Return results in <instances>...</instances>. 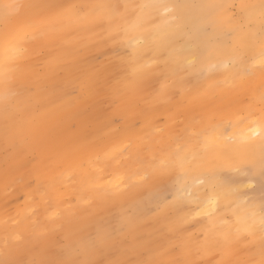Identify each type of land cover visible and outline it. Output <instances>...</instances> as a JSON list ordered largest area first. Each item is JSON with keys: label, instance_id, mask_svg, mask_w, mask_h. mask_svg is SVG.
<instances>
[{"label": "bare ground", "instance_id": "bare-ground-1", "mask_svg": "<svg viewBox=\"0 0 264 264\" xmlns=\"http://www.w3.org/2000/svg\"><path fill=\"white\" fill-rule=\"evenodd\" d=\"M213 1L214 0H168V2L190 5L192 7L185 10L186 19L190 22L189 30L191 34L177 37L175 42L167 49H161L158 44L152 42H133V47L128 45L127 40L130 36H136L139 39V37L147 34L146 30L156 31L155 25L152 24L144 23L142 27L130 31L127 35L121 31L119 36H114L113 34L115 26L113 25L112 29H110L107 23L96 25L81 22V24L78 25L66 21L64 22L63 28H61L60 25H56L55 28L50 29L46 35L25 45L28 49L26 55L29 57V63L38 65V67L36 70L18 76L20 80L16 81V88L14 90L23 87L27 82V79L23 82V77L29 76L30 83L32 84V100L29 102V97L25 99L20 97L14 98V119L9 120L7 125L3 111L4 89L0 86V143L4 137L5 140L8 139L15 145L18 141L22 140L23 135H26L30 138L32 145H35L43 155L49 153L51 149L56 150V152H53L56 158L61 156L58 155L59 153L67 152L63 162L69 167L76 166L79 168L82 166L81 170L83 171L81 172L80 183L85 188H89L98 199L103 197L102 204L106 208V215L98 216L99 213L93 212V210H95L94 206L91 209L84 208L83 212L87 216L85 217V222H83V229L81 230L80 236L86 235L88 229L91 231L111 230L113 235L117 236L121 225L124 226L127 224V219L124 218L126 206L131 207L133 211L149 214L156 209L158 199H160V197L162 198L164 195V187H162L161 183L162 177L158 175H154L157 182L156 185L153 184L152 190L145 191L143 188H134L130 192H127L128 190L125 188L129 182L128 178L130 176L126 171L115 167L111 168L109 174L98 172L99 175H96V171L94 173L88 171L89 166L97 165L93 157H110L113 158L115 162L120 154H122L125 147L131 144L138 134L141 135L142 133L150 132L157 126L153 119L154 113L157 112V109H154L153 102L147 103V108L144 111L141 126L139 128H135L131 122L132 112L137 105V99L140 98L142 94L139 95V93L143 88L148 90L151 89L155 92L157 98L162 100L168 88L171 89V87H169L170 84L167 83V80L170 78L180 91V95L178 96L181 102L186 96L183 90L187 85H190L195 90H202L209 85V81H206L205 78H211L216 81L220 77L234 78L243 74L242 67L238 69V71L233 73L227 72L223 75L214 72H205L201 75L199 74V66H197L195 71H192L183 69L180 63V61L183 60L186 49L189 48V43L197 46L204 43H209L211 45L228 44V40L232 41V38L227 36L226 33L236 28H229L230 21L225 17L227 14H220L217 8L209 14L208 9L200 7L202 5H215ZM15 2H18V0H15L14 3ZM19 2L41 3L46 2V0H19ZM57 2L70 4L109 3L123 5L125 3H149L152 2V0H57ZM246 13L247 11H245V14ZM246 17L248 19V15H246ZM207 26H210L208 31H206ZM160 30L161 33L166 31V26L161 24ZM229 45L231 46L232 43ZM247 50L251 53L253 58L255 57L253 63L260 64L258 44L254 45L250 41ZM0 51H2V49H0ZM133 52H135L134 55ZM234 53H231L229 57L234 56ZM96 54L106 55V61L98 62L96 60ZM153 60H157V66H154L155 63L152 62ZM62 64L65 68L63 78L52 77L50 75L51 71L53 69H58ZM80 66L89 70L93 77V86H82L80 79L77 78L79 73L69 75L68 69L70 67L74 69ZM132 66L139 69L135 77L131 74ZM247 66H249V64H246L244 67ZM260 67H262L261 64ZM260 67H258V69H260ZM182 77H187L188 82L181 84L180 81ZM73 89H75V95L70 94ZM104 98H106L107 101L117 103L106 107L104 105ZM123 99L125 100L121 101ZM37 101H39V103H37ZM219 103L221 104V102ZM120 119L123 121L118 122ZM234 123L235 122L229 127L227 126V131L224 135L225 137L233 138V140L226 141L227 146L229 149H238L239 155L235 156L233 160L244 168L249 166L246 163L247 160L252 158L258 160L259 158V130L257 129L256 135L246 144H241L239 139L241 134L252 136V131L249 129L248 121L237 126H233ZM215 124L220 125L219 121ZM13 126L16 132L14 138L11 135ZM223 128L224 125H221L222 131ZM37 131L39 137L33 138L30 133ZM210 161L213 162V167L218 168L220 165L223 166L222 163H217L215 159H210ZM35 166L42 167L43 163H37ZM69 174L70 173L66 171L62 173L61 176L67 179ZM110 174L111 176H109ZM177 175L178 170L167 176L176 178ZM224 175L227 179L232 181L234 185L237 183L242 184V179L238 175H232L228 172H225ZM58 178V175L52 177L54 182H57L59 180ZM256 179L260 181L258 169L256 170L255 180ZM11 180L12 178L10 180L4 179L0 181V218L8 212L9 199L6 196L8 194L6 188L7 185L10 184L8 181ZM117 184H119V189L114 187ZM123 189L126 191H122ZM25 190L27 192L25 195L26 199L29 197V192L27 189ZM71 190L77 192V195H74L76 206H79L80 209L83 208L82 206L84 203H82V197L79 195L80 192L77 188H71ZM172 192L174 193V191ZM177 193L178 192L174 193L175 199L179 196ZM187 201L188 197L186 196L184 197V210L180 212L176 211L173 202L169 204L173 209V215L171 219H169V222H171L170 224L175 226L176 229H179L178 224L182 223L184 218L188 221V217L194 213L189 211L194 205L187 203ZM14 207L18 212L15 214L16 217H19L26 211V209L20 207V205L16 204ZM57 208L58 207H55V210H57ZM244 211L243 207L238 209V215L241 218L244 216ZM224 212L230 214L234 222L236 221L237 217L231 214V209H223L221 215L224 214ZM159 218L161 222L153 227H146V222L138 219L140 225L139 228L136 229L135 234L139 239L142 238V241L126 244L125 246L130 250V253L133 251L138 252L140 251L139 249H145L147 252L146 257L151 255L154 258H158V254L168 247L170 240H167V230L165 229V226H168V222L164 219L165 217L163 214H160ZM214 220L217 222L219 217H214ZM49 225L50 223L44 220V226L48 228ZM206 225L207 222L204 221V231ZM28 226L29 221L20 222L19 220L17 229L18 231L24 230L28 228ZM207 226L211 227V225ZM239 226L243 227V224ZM233 228H235V226ZM72 234L73 231H67L68 237ZM216 235L219 237V233ZM187 237L188 236L184 235L185 239H188ZM74 238H78L77 235H75ZM171 238L174 239L172 234ZM31 242L32 240L29 239L28 244L30 245ZM193 242L198 244L200 248L199 242L206 241L204 237L202 239L199 237V239L195 241H185L187 244H193ZM181 245L183 246L182 253L184 255L195 256L190 246ZM33 247L36 248L34 242L31 244V248Z\"/></svg>", "mask_w": 264, "mask_h": 264}, {"label": "snow or ice", "instance_id": "snow-or-ice-1", "mask_svg": "<svg viewBox=\"0 0 264 264\" xmlns=\"http://www.w3.org/2000/svg\"><path fill=\"white\" fill-rule=\"evenodd\" d=\"M192 6L168 2V0H152L149 3H91L70 4L46 0L41 3H2L0 4V86L4 89L3 111L6 125L14 119L15 109L13 99L28 94L29 102L32 100V88L23 92L15 91L16 80L29 71L36 70L38 65L29 63L25 47L29 42L38 39L48 33L56 25L64 26V22L81 24L103 25L107 23L110 29L115 26L114 36H119L121 31L127 35L130 31L140 28L144 23L155 25L156 31L146 30L147 34L139 37L130 36L127 43L133 47V42H152L159 48L167 49L175 39L181 35H190V22L186 19L185 10ZM208 9L209 14L217 7L215 5H202ZM242 11L248 10L246 24L226 33L232 38V45L204 43L186 49L183 60L180 61L183 69L195 71L199 66V74L216 72L221 75L227 73L236 64V60L225 59L239 48H247L249 42L259 46V62L264 67V0L259 5H241ZM259 9V15H254V10ZM235 15L233 19H235ZM161 24L166 26V31L161 33ZM200 30V29H198ZM159 37V39H158ZM135 52H133V55ZM255 58V57H254ZM243 59V58H241ZM131 65V62H130ZM64 68L53 69L52 77L63 78ZM139 69L131 67V74L135 77ZM69 75L79 73L82 86H93V77L89 70L83 66L68 69ZM191 74V73H189ZM187 77H182L180 83H187ZM71 95H75V89ZM141 101L147 99L141 97ZM39 103V101H37ZM241 103L246 105L245 114L237 116L233 126L249 122L252 136L241 134L240 143L246 144L255 135L257 129L260 135L259 158L249 159V165L244 168H232L229 171H244L250 179H255L256 170L260 178L259 203L256 197L249 191L242 190L234 185L224 175L225 169L210 167V159L231 162L239 155L238 149H229L225 137L227 127L221 130V126L213 123L214 116L202 111L196 116H185L177 110V117H181L180 123L185 127L181 133L170 136V140L176 142L174 150L160 148L161 155L155 156L150 161L151 173L145 172L141 180L147 179L149 174L158 176L171 175L177 172V180L183 181L177 192H185L187 203L194 205L189 209L196 217L206 221L205 241L210 249H218L220 259L214 264H264V80L259 86L257 97H245ZM231 123V122H230ZM164 129H161L163 132ZM14 138L15 128L11 133ZM33 138H38L39 133H30ZM162 145L164 143L161 138ZM131 144L125 147V151ZM149 151L152 149L149 147ZM111 183V182H109ZM42 186L37 185L39 191ZM119 189V184L114 186ZM244 187L250 188L251 185ZM167 200V197H165ZM176 211L184 210V198L177 196L173 201ZM244 208V216L238 215V209ZM223 209H231V214L236 216L235 222L227 218V212L221 215ZM214 217H219V224ZM243 224V227L239 225ZM235 231L233 232V227ZM118 231V230H116ZM183 231V229H181ZM219 231V238L210 240L213 232ZM75 234L67 237L71 244L62 247L59 251L51 252L40 248H26L19 245L9 247L5 241V258L0 259V264H195L191 260H178L173 258L177 246L166 248L158 254V258L151 255L143 258V252H131L125 246V242L118 240L111 230L89 231L86 235L74 238ZM199 239V237H197ZM19 240V237H17ZM243 240L244 246L238 247ZM259 258H256V250ZM108 255H105V254ZM104 257L101 259L100 257ZM208 264V262H203Z\"/></svg>", "mask_w": 264, "mask_h": 264}, {"label": "rangeland", "instance_id": "rangeland-1", "mask_svg": "<svg viewBox=\"0 0 264 264\" xmlns=\"http://www.w3.org/2000/svg\"><path fill=\"white\" fill-rule=\"evenodd\" d=\"M14 1L15 0H0V4L14 3ZM213 2L215 6H217L216 8L220 14H227L225 17L230 21L229 28H238L239 25L247 23L246 15H248V10L242 11L241 5L260 4V0H214ZM2 11L1 9L0 13H2ZM245 11H247L246 14ZM234 15L236 17L235 19H233ZM254 15L258 17V8L254 10ZM209 28L210 26H207L206 31H208ZM227 43L229 45L232 41L228 40ZM253 44L256 45L255 43ZM188 46L190 48L194 45L189 43ZM227 59L236 60L235 66L230 68L228 73H233L243 67V74H241V76H236L234 78L220 77L216 81L211 78H205L206 81H209V85L202 90H195L190 85H187L183 90L186 96L181 102L178 96L180 95V91L170 78L167 80V83L170 84L169 87H171V89L168 88L162 100L158 99L155 92L151 89L148 90L143 88L139 95L142 94L137 101H140L141 97H144L147 99V102L141 101L134 107L131 122L135 128H139L141 126L142 116L147 108V103L153 102L154 109H157V112L153 115V119L157 126L150 132L142 133L141 135L138 134L131 143V147H128L126 151L124 149L115 162L114 159L110 157H93L97 165L89 166L88 171L93 173L96 171V175H99L98 172L109 174L111 168L115 167L126 171L130 176L128 178L129 182L125 188L128 190L127 192H130L134 188H143L145 191L152 190L153 184L156 185L157 182L154 175L149 174L148 178L144 180H141V176H143L145 172L151 173L150 161L154 156L156 158L160 157V148L162 146L167 150L176 148V142L170 140V136L181 133V130L185 127L183 123L179 122L182 118L176 115L178 109L182 111L185 116H196L202 111L207 112L214 116L213 123L219 121L220 126L224 125V127H229L236 121L237 116L245 114L246 112V105L241 103V101L246 96L257 97L259 95V86L261 81L264 80V67H260L258 63H253L255 59L247 48L241 49L238 45L234 56ZM96 60L98 62H104L106 61V55L96 54ZM152 62L155 63L154 66H157V60H153ZM246 64H249V66L244 67ZM258 67H260V69H258ZM60 68H64L63 64L58 69ZM64 72L61 74L62 77ZM26 79V84L15 91L23 92L27 88H32L30 77L24 76L23 82ZM17 80L20 79L17 78ZM19 97L25 99L28 98V94ZM104 99V105L106 107L117 103L107 101L106 98ZM124 100L125 99L121 101ZM218 101L221 102V104ZM122 121V119L118 120V122ZM161 129H164V131L161 132ZM162 137L164 141L163 145L160 143ZM149 147L152 149L151 151L148 150ZM53 152H56V150L51 149L49 153L43 155L35 145H32L30 138L26 135H23L22 140L18 141L15 145L8 139L5 140L4 137L2 138V142L0 143V181L4 179L10 180L11 178L12 180L8 181L10 184L7 185L6 188V192L8 193L6 196L9 199L8 212L0 218V259L5 258L6 240L10 248L16 245L31 248V244L34 242L36 248L56 252L62 247L71 244L70 240L67 238V231H73V234L77 235V237L81 235L83 222H85V217L87 216L83 212L84 208L91 209L94 206L95 210H93V212L99 213L98 216L106 215V208L102 204L103 197L98 199L89 188H85L80 183L81 172L83 171L81 170L82 166L79 167L80 169L76 166L69 167L63 162L67 152L59 153L58 155H61L59 158H56ZM37 163H43V166H35ZM212 163L213 162L210 161V167H213ZM217 163H222L223 165L218 166V168H223L226 170L225 172L241 177L242 184L237 183L235 186L251 192V194L256 197V201H259L260 181L257 179H250L249 174L244 171L227 170L229 164L232 168H242L235 160L231 162L217 160ZM66 171L70 174L67 179H64L61 175ZM55 175L59 177L57 182H54L52 179ZM109 176H111V174ZM159 177H162L161 183L162 187H164V195L162 198L160 197V199H158L156 209L149 214H144L140 211H133L131 207L126 206L124 218L127 219V224L124 226L121 225L119 234L117 236L114 235L115 238L124 241L125 245L142 241V238L139 239L135 234L136 229L139 228L140 225L139 220L145 221L146 227H153L161 222L159 215L163 214L165 217L164 219L168 222V226H165L167 230V240H170V244L167 248L177 246V251L173 258L181 261L191 260L194 261L195 264H203V262L214 264L215 260L221 258L218 249H210L206 242H199L200 248L198 244L194 242L193 244L185 243L186 240L195 241L197 237H200V239L204 237L205 239V231L203 230L204 221H202L200 217H196L195 213H192L188 217V221L184 218L182 223L178 224L179 229H176V227L169 222V219H171L173 215V209L169 204L174 201V193L177 192V189L181 188L183 181H178L177 177ZM38 184L42 186L39 191L37 190ZM249 184L251 185L250 188L244 187ZM71 188H77L80 192L79 195H81L82 203H84L82 206L83 208L80 209L79 206H76L75 196L77 192L72 191ZM25 189L29 192V197L26 199L25 195L27 192ZM125 189L122 191H126ZM172 191H174V193ZM177 194L183 198L187 196L185 192H178ZM165 197H167V200ZM258 201L257 203H259ZM16 204L26 209L19 217L15 216V214L18 213L14 207ZM55 207H58L57 210H55ZM227 218L234 222L230 214H227ZM43 219L50 223L48 228L44 226ZM19 220L20 222L29 221L28 228L18 231L17 225ZM216 223L218 224L219 220ZM181 229H183V231H181ZM89 231L91 230L88 229L87 232ZM234 231L235 228H233V232ZM214 233L216 235L219 231L213 232L209 237L210 240L219 238L217 235L215 236ZM171 234L174 239L171 238ZM184 235L188 236V239H185ZM17 237H19V240H17ZM29 239L32 240L30 245L28 244ZM181 244L188 245V247L190 246L195 256L184 255L182 253L183 246ZM237 246L242 248L244 246V241L241 240ZM139 250L138 252H143L145 254L143 258H148L146 257L147 252L145 249ZM105 255L108 254L106 253ZM100 258L103 259L104 257L102 256ZM256 258H259L258 249L256 250Z\"/></svg>", "mask_w": 264, "mask_h": 264}]
</instances>
